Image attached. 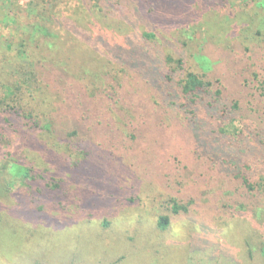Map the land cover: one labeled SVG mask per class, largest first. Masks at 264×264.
I'll list each match as a JSON object with an SVG mask.
<instances>
[{
	"label": "rangeland",
	"instance_id": "374dc122",
	"mask_svg": "<svg viewBox=\"0 0 264 264\" xmlns=\"http://www.w3.org/2000/svg\"><path fill=\"white\" fill-rule=\"evenodd\" d=\"M45 1L0 0V73L17 84L15 101L35 120L24 118L22 112H5L6 105L0 103L1 125L7 126L4 141L0 140V188L6 183L13 185L0 197V264H264V192H256L254 199L246 202L252 211L224 208V195L230 198L237 187L217 180L215 172L184 177V167L202 164L187 135L173 138L165 129L151 134L158 138L153 147L127 141L120 149H112L114 157L126 153L127 172L98 186H92L96 183H91L90 174L82 178L72 165L67 167L81 159L71 156L69 148L37 125L50 120L58 108L69 111L70 96L63 86L58 90L48 85L46 70L19 57L21 39H30L32 28L43 21L38 14L48 21L52 18ZM191 1L172 22L155 25L163 48L183 55L195 72L220 77L229 94L243 90L254 72L264 78V11L255 3L248 6L246 0H227L226 9L214 5L221 0ZM96 12L111 42H121L135 32L132 24L100 9ZM126 17L132 23L138 21L133 13ZM182 22L189 29L179 31ZM200 55L206 61L200 60ZM136 86L132 80L124 87L136 90ZM74 89L76 97L84 88L76 84ZM125 129L122 126V131ZM163 139L171 141L166 149L158 147ZM7 152L27 157L25 165H34L35 174L15 185L13 174L2 167ZM45 169L55 181L32 180ZM60 184V199L38 197L39 190L52 192ZM139 196L144 203L130 206L129 201ZM176 196L184 202L195 200L189 207L191 217L172 215L170 201ZM163 215L172 217L166 231L158 228Z\"/></svg>",
	"mask_w": 264,
	"mask_h": 264
},
{
	"label": "trees",
	"instance_id": "16d2710c",
	"mask_svg": "<svg viewBox=\"0 0 264 264\" xmlns=\"http://www.w3.org/2000/svg\"><path fill=\"white\" fill-rule=\"evenodd\" d=\"M246 2L248 6L255 3L260 12L264 11V0ZM44 4L52 18L48 21L44 14H38L43 21L32 28L30 39L23 36L19 57L46 70L48 85L58 90L63 86V91L70 96L69 111L58 108L45 124H36L39 130L69 148L71 156L81 159L69 162L67 167L72 165L77 173L83 174L82 178L90 174L91 183H96L92 186H98L127 172L126 153L114 157L112 149H120L127 141L134 146L145 142L153 147L158 138H152L151 134L168 129L170 137H191L198 160L202 162L199 167H184V177L215 172L217 180L237 187L230 198L224 195V208L252 211L246 202L254 199L256 192H264V78L254 72L252 81L243 90L229 94L220 77L195 72L183 55L163 48L155 25L160 21L172 22L174 15H182L187 10L191 0H46ZM226 4H229L227 0L214 3L220 9H226ZM98 9L109 17L132 24L135 32L121 42H111L97 20ZM128 13H133L138 21L132 23L126 17ZM140 23L146 25L141 28ZM184 24H180L179 31L189 29ZM200 60L206 61L205 56L200 55ZM55 68L59 69L58 73ZM49 71L53 73L49 75ZM1 73L0 103L6 105L5 112H22L24 118L35 121L15 101L17 84L4 79ZM78 76L90 85L80 82ZM64 77L71 79L72 84L65 82ZM132 80L137 89H125V84ZM76 84L85 90L75 97ZM2 88L8 94L6 97ZM246 95L247 102L243 100ZM98 118L101 120L97 121ZM4 120L11 122L8 117ZM1 123L0 140L4 141L7 126ZM122 126L126 128L124 131ZM170 145L171 141L165 139L158 143V147L165 149ZM20 154L7 152L2 164L13 174L15 185L24 183L36 172L34 165H25L27 157ZM47 171L32 180L37 177L38 181H55ZM6 184L0 188V197L13 186ZM61 186L55 185L52 192L39 190L38 197L60 199ZM236 197L245 202L238 203ZM170 202L173 216L191 217L189 207L195 200L184 202L176 196ZM139 203H144L140 196L129 201L130 206ZM171 222V216L163 215L158 220V228L166 231ZM261 253L264 255V243Z\"/></svg>",
	"mask_w": 264,
	"mask_h": 264
}]
</instances>
